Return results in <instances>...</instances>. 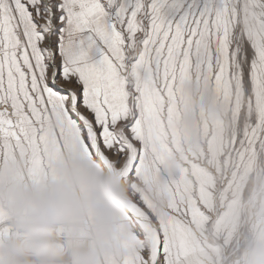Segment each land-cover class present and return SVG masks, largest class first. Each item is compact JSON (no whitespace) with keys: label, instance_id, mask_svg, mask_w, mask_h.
I'll return each instance as SVG.
<instances>
[{"label":"snow or ice","instance_id":"obj_1","mask_svg":"<svg viewBox=\"0 0 264 264\" xmlns=\"http://www.w3.org/2000/svg\"><path fill=\"white\" fill-rule=\"evenodd\" d=\"M185 80L231 91L233 151L264 155V0H0V161L22 156L27 178L44 182L64 151L63 129L45 134L58 113L78 153L130 179L153 174L171 194V222L129 212L140 246L121 264H197L204 202L190 189L202 165L190 155L167 174L165 155L184 146L160 143Z\"/></svg>","mask_w":264,"mask_h":264},{"label":"rangeland","instance_id":"obj_2","mask_svg":"<svg viewBox=\"0 0 264 264\" xmlns=\"http://www.w3.org/2000/svg\"><path fill=\"white\" fill-rule=\"evenodd\" d=\"M210 83L221 86L219 94L224 98V103L218 104L215 95L205 93L204 89ZM193 86L194 91H189ZM179 91L183 97L181 110L168 122L167 133L160 143L176 139L184 146L182 152H168L165 155L162 166L167 174L183 172L187 170L186 166L191 167L188 160L190 155H194L202 165L197 168L199 178L190 189L194 193L203 192L204 202V210L192 231L191 254L197 264H247L248 254L253 249L264 253V155L245 157L241 162V157L233 151L231 142L234 139V122L231 113L237 100L222 83L215 80H185L179 85ZM189 113L202 121L206 129L203 140L196 143L189 142L178 128L181 118ZM62 129L64 131L60 140L64 151L47 160V178L51 175L50 161L68 152L78 153L75 150L77 137L65 128L60 115L53 113L46 123L45 134L56 140ZM14 158L0 161V164ZM173 159L181 162L176 169L169 165ZM116 172L126 183L128 200L139 205L150 219L166 222L175 219L169 210L171 194L153 174L140 171L130 179ZM23 175L33 183L27 178L26 169ZM0 213H3L7 222L5 227L0 228L2 244L13 235V229L3 209H0ZM123 218L119 243L125 252L120 256H105L101 264H121L125 257L140 246L133 235L137 225L126 215Z\"/></svg>","mask_w":264,"mask_h":264},{"label":"clouds","instance_id":"obj_3","mask_svg":"<svg viewBox=\"0 0 264 264\" xmlns=\"http://www.w3.org/2000/svg\"><path fill=\"white\" fill-rule=\"evenodd\" d=\"M220 88L210 83L204 91L222 104ZM178 128L191 143L206 135L203 122L191 113L181 118ZM180 164L178 159L169 162L173 169ZM49 167L47 180L35 184L24 178V158L0 164V209L13 229L0 244V264H101L105 256L123 255L119 237L128 203L124 179L79 153H65ZM247 264H264V253L253 249Z\"/></svg>","mask_w":264,"mask_h":264},{"label":"bare ground","instance_id":"obj_4","mask_svg":"<svg viewBox=\"0 0 264 264\" xmlns=\"http://www.w3.org/2000/svg\"><path fill=\"white\" fill-rule=\"evenodd\" d=\"M104 168H107V169H109V170H112V168H110V167H104ZM133 209H137V206H136L133 202H131V201L128 200L125 215H126L130 220H132V221L136 224V222H135L132 218L129 217V212L132 211ZM137 210L141 211L142 214L145 215V218H146V219H150L149 216L146 215V214H145L140 208L137 209ZM123 219H124V218H123ZM127 220H128V219H127Z\"/></svg>","mask_w":264,"mask_h":264}]
</instances>
